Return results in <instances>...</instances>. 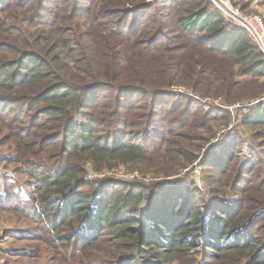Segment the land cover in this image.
<instances>
[{"label": "trees", "instance_id": "1", "mask_svg": "<svg viewBox=\"0 0 264 264\" xmlns=\"http://www.w3.org/2000/svg\"><path fill=\"white\" fill-rule=\"evenodd\" d=\"M86 1L70 14L75 0H53L57 10L43 20L27 9L33 0H0V22L13 11L17 20L37 18L39 27L13 32L0 24V126L15 154L7 164H22L27 171L17 173L35 190L29 199L0 192V204L8 197V208L40 223L47 246L69 264H264V147L245 169L238 166L241 135L224 153L210 152L205 165L217 179L205 229L207 201L181 176L215 137L198 134L229 125L232 115L211 116L184 94L161 103L175 87L215 98V84L231 98L236 77L264 78V55L208 0L176 7L177 23L194 40L190 48L169 44L165 23L154 17L125 29L150 5L132 2L125 10L120 0ZM210 64L222 70L212 73ZM242 126L264 129V99ZM122 167L157 177L124 187L88 178Z\"/></svg>", "mask_w": 264, "mask_h": 264}, {"label": "rangeland", "instance_id": "2", "mask_svg": "<svg viewBox=\"0 0 264 264\" xmlns=\"http://www.w3.org/2000/svg\"><path fill=\"white\" fill-rule=\"evenodd\" d=\"M52 1L53 0H33L32 5L28 6L27 9H30V12L34 15H38L37 13L40 12V14H42V19L46 20L48 12L52 11L53 13L57 10L55 6H52ZM181 1L182 0H120L118 3L123 5L125 10H129L134 7L130 5L132 2H136L135 7L140 4L151 6L150 9L135 11V16L131 15L123 26L126 27V30H129L137 26L145 16L146 18L154 17V19H160L165 23L166 26L162 32H164L167 39L171 40H169V44L178 45L184 43L186 48H190L194 45V40L187 38L185 32L177 23V19L182 16V12L178 11L176 7L177 5H181L179 4ZM208 1L214 5L213 7L211 6L212 8H216L218 10L212 0ZM88 5L89 3L86 0H75L74 3L69 4L67 10L71 14L75 8H84ZM98 5L101 6V4ZM170 5H172L171 7H174L172 10H169L170 8H168ZM234 6L239 7L241 5ZM108 8L115 10L112 6H109ZM248 12L250 13V11ZM16 16L17 14L13 11L10 12L9 15L1 16V20H4L3 22L8 26L9 30L15 32L17 27H20L34 32L39 29L37 25V18L35 21H32L33 17H27L26 20V16H22L20 20H17ZM119 19L120 17H117L114 21ZM3 22H0V24ZM231 24H233V27L236 25L234 23ZM114 27L117 29L119 28L115 25ZM151 40L149 43H151ZM254 44L256 45L255 42ZM187 55L192 57L195 56L196 53ZM221 67V65L216 66L210 64V71L215 73L222 70ZM235 81H238L240 86H236L237 88L235 87L234 90H232L233 93H231V98L227 97L226 93L223 95V93L218 94L215 92L216 89L214 86L218 87V84H215L210 88V91L217 96L215 98H203L195 94L194 91L189 88L175 87L171 89L172 94L165 96L161 102L166 103V107H168L171 105L172 101L175 102L177 100L178 94H184L186 96V102L192 101L195 107L197 106L203 108L205 113L211 116L214 115L215 117L216 114L220 115L223 114V112H229L232 115V121L229 125L213 126V132L204 130L202 134H198L199 136H209L215 133V137L212 139L210 145H208L205 150L203 149L201 151L198 163L185 170L181 176L184 178V181L188 179L187 182L191 185L190 189H195L196 187L199 189L203 199L207 201L204 210L210 209L211 212L215 204L213 199L214 195L211 189L212 181L217 178H211L212 175L208 170L210 166L205 165L210 152L213 153L218 151V154L220 152L221 154L224 153V150L228 147L229 143H231L232 138L236 135H241L243 143L241 144L242 152L238 154V166L240 169H245L254 164V161H256L261 149L264 147V129L242 126L244 118L252 116L255 112V105L264 99V78L257 77L255 75H248L244 77H236ZM252 94H259V96L254 100L249 101L248 97L252 96ZM234 96L238 99H233ZM228 99H231V101L227 102ZM159 108L161 107L158 106V111L160 112ZM9 134L10 132L8 129H4L0 126V192H6L10 195L11 199L14 197L13 191H19L26 199H29L30 196L34 198L35 190L30 184L31 179L29 176H27L24 172L17 173L22 171V164H7V158L9 156L11 157V155H15L13 148H11L12 145L5 144L7 143L5 139ZM23 171H27V169L24 168ZM5 175L12 178L14 180L13 183H17V186H15V184L9 185L3 179V176ZM154 177L156 178L157 176L153 175L145 177L136 169L122 167L112 171H105L104 175L90 174L88 178L91 180L107 178L116 183V187H124L123 185L127 186L137 183L149 186L154 183ZM168 180L172 181V179ZM159 181L163 182L165 179H159ZM112 187L114 188L115 186ZM0 199L2 198L0 197ZM6 201L7 203L0 204V264H69L67 261L64 262L59 260L55 252L47 246L45 238H43L44 235L41 232V229L44 227L40 223L34 224L28 217L23 218L20 215H17L16 213L19 211L16 212L17 210L14 211L13 209L8 208L10 207V204H12L9 202L8 197ZM146 204L147 201H143L141 205L142 209H144L143 207H145ZM20 209L26 211L30 209V206H23L20 207ZM23 210H20V212ZM256 225L257 227L262 225V221L257 222Z\"/></svg>", "mask_w": 264, "mask_h": 264}, {"label": "built area", "instance_id": "3", "mask_svg": "<svg viewBox=\"0 0 264 264\" xmlns=\"http://www.w3.org/2000/svg\"><path fill=\"white\" fill-rule=\"evenodd\" d=\"M212 2L231 23L244 29L264 55V18L259 14L249 13L241 6L235 7L230 0H212ZM210 216V209L204 210L205 229L208 228Z\"/></svg>", "mask_w": 264, "mask_h": 264}, {"label": "crops", "instance_id": "4", "mask_svg": "<svg viewBox=\"0 0 264 264\" xmlns=\"http://www.w3.org/2000/svg\"><path fill=\"white\" fill-rule=\"evenodd\" d=\"M234 5H241L245 10L259 14L264 18V0H231Z\"/></svg>", "mask_w": 264, "mask_h": 264}, {"label": "water", "instance_id": "5", "mask_svg": "<svg viewBox=\"0 0 264 264\" xmlns=\"http://www.w3.org/2000/svg\"><path fill=\"white\" fill-rule=\"evenodd\" d=\"M147 207H148V202H147L146 206H145V207H143V208H144V210H146V209H147Z\"/></svg>", "mask_w": 264, "mask_h": 264}]
</instances>
